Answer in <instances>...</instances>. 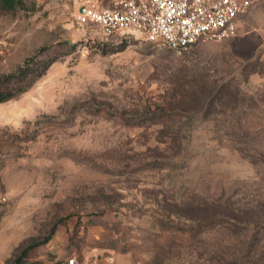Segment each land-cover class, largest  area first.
I'll list each match as a JSON object with an SVG mask.
<instances>
[{"label": "rangeland", "instance_id": "374dc122", "mask_svg": "<svg viewBox=\"0 0 264 264\" xmlns=\"http://www.w3.org/2000/svg\"><path fill=\"white\" fill-rule=\"evenodd\" d=\"M86 1L0 15V73L57 57L0 104V264L54 225L21 264H264V2L177 55L77 22Z\"/></svg>", "mask_w": 264, "mask_h": 264}, {"label": "built area", "instance_id": "2783aa9c", "mask_svg": "<svg viewBox=\"0 0 264 264\" xmlns=\"http://www.w3.org/2000/svg\"><path fill=\"white\" fill-rule=\"evenodd\" d=\"M264 0H88L75 19L90 24L105 38L138 32L158 40L177 55L191 52L205 41L233 37L241 19ZM108 258L106 264H112ZM64 264L85 262L69 255ZM139 264V263H135Z\"/></svg>", "mask_w": 264, "mask_h": 264}, {"label": "trees", "instance_id": "16d2710c", "mask_svg": "<svg viewBox=\"0 0 264 264\" xmlns=\"http://www.w3.org/2000/svg\"><path fill=\"white\" fill-rule=\"evenodd\" d=\"M25 8L24 0H0V15L14 13ZM66 45V44H61ZM47 48H39L31 57L25 59L23 63L14 70L0 73V104L10 101L27 92L35 82L40 79L46 71L57 61V57H42ZM55 230V225L50 233L40 242L26 247L13 264H21L22 255L27 250L38 245L47 243Z\"/></svg>", "mask_w": 264, "mask_h": 264}, {"label": "water", "instance_id": "95a60500", "mask_svg": "<svg viewBox=\"0 0 264 264\" xmlns=\"http://www.w3.org/2000/svg\"><path fill=\"white\" fill-rule=\"evenodd\" d=\"M67 43H68L69 45H72V42H71L70 40H67Z\"/></svg>", "mask_w": 264, "mask_h": 264}]
</instances>
